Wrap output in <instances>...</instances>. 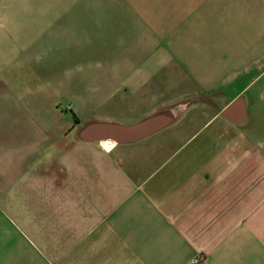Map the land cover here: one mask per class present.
Segmentation results:
<instances>
[{"label":"crops","instance_id":"crops-1","mask_svg":"<svg viewBox=\"0 0 264 264\" xmlns=\"http://www.w3.org/2000/svg\"><path fill=\"white\" fill-rule=\"evenodd\" d=\"M78 2L91 23L0 17V264H264V0ZM57 52L139 59L62 129L5 72Z\"/></svg>","mask_w":264,"mask_h":264},{"label":"rangeland","instance_id":"rangeland-1","mask_svg":"<svg viewBox=\"0 0 264 264\" xmlns=\"http://www.w3.org/2000/svg\"><path fill=\"white\" fill-rule=\"evenodd\" d=\"M79 0H8L0 3V17H23L36 18L41 20L44 16L67 15L70 17H82L86 23H91L92 8L81 6ZM106 14L100 8L99 17L104 18ZM96 17V14L94 15ZM107 18V17H105ZM32 32L42 30L41 23H25ZM10 29V27H9ZM10 30H2L0 33L8 34ZM60 40H52L53 47L58 45ZM115 44L119 38L113 40ZM112 42V40L110 41ZM2 48L13 49L11 38L3 36ZM58 48V47H57ZM7 57V55H5ZM35 64L22 65L21 61H15L9 70L11 79L14 82L11 89L20 92L25 89H32L50 96L52 99V126L66 128L64 111L73 110L80 112H91L93 110L92 93L95 91L93 83L97 75V67L104 58L114 59V62L122 59H130L136 62L139 55H124L115 53L110 56H95L83 52V55L66 56L60 53L40 55ZM97 104V108H98ZM59 135L53 134V141L59 139Z\"/></svg>","mask_w":264,"mask_h":264},{"label":"built area","instance_id":"built-area-1","mask_svg":"<svg viewBox=\"0 0 264 264\" xmlns=\"http://www.w3.org/2000/svg\"><path fill=\"white\" fill-rule=\"evenodd\" d=\"M203 261V258H195L192 262H191V264H199V263H201Z\"/></svg>","mask_w":264,"mask_h":264}]
</instances>
